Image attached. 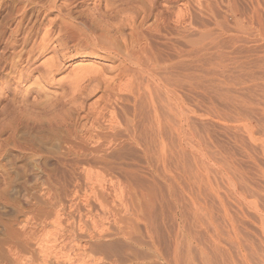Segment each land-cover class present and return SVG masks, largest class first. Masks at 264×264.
I'll list each match as a JSON object with an SVG mask.
<instances>
[{"label": "rangeland", "instance_id": "374dc122", "mask_svg": "<svg viewBox=\"0 0 264 264\" xmlns=\"http://www.w3.org/2000/svg\"><path fill=\"white\" fill-rule=\"evenodd\" d=\"M132 27L186 109L178 138L150 130L146 74L97 51L129 46ZM263 37L264 0H0V264H117L122 185L154 190L163 250L175 211L196 201L264 251Z\"/></svg>", "mask_w": 264, "mask_h": 264}, {"label": "bare ground", "instance_id": "6f19581e", "mask_svg": "<svg viewBox=\"0 0 264 264\" xmlns=\"http://www.w3.org/2000/svg\"><path fill=\"white\" fill-rule=\"evenodd\" d=\"M229 6H230V4H229ZM208 7H209V5H208ZM232 8H234L233 10H235V7H232ZM227 10H231V9H227V7H226V11ZM236 11L237 10H235V13H236ZM255 12H257V11H255ZM231 13H233V12H231ZM238 17H236V19ZM160 18H161V16H160ZM141 21H143V20H141ZM141 23L144 24L143 22H141ZM220 23L221 22H219V24ZM135 25H139V24L137 23ZM141 26H137V28L138 27L141 28ZM150 26L153 27V25H150ZM150 26L147 27V28H151ZM133 27H134V25H133ZM133 27H132L133 31L130 30V32H129V34L132 32L131 35L129 36L130 40L127 38L130 43L126 39V41L130 44V45L128 44L129 46L124 45V47L125 46L126 47L125 48L123 47L124 49H122V48H119V44L118 43H117L118 47H117V45L113 46L114 44L113 45L109 44V42H108V44H109L108 45L105 42L106 39H104V44H107V45L102 44L99 48H97V51H99L100 53H104L107 56H109L112 53L111 55L113 57L119 59L121 65L120 64H118V65H120V67L123 66V71L126 70V68L131 69L130 67H135L138 71H142L143 73L146 74L145 76L148 78L149 81L146 80V82L148 81L147 82L148 84L147 85L145 84L146 86L144 85L145 86L144 88H145L146 92L149 95V100H150V102L152 104V108H153L152 111H151V114H150V120L148 119V121L152 122L151 124H150V122L148 123V124H150V126H149L150 130H154V131L156 130L160 134H162V133L165 134V135L168 134V136H169V134L170 135H175L176 138H178V136L180 135L181 131L184 130V128H183V123H184L183 119L185 118V116H184V118H182L183 117L182 116L183 113H182L181 110L184 107L183 108L180 107L181 99L179 98V95L177 94L176 89H174L175 87L170 88V87L167 86L168 81H170L169 80L170 78L167 76L168 75V73H167L168 69L166 70V68H165L166 71L163 70L165 62L163 61V58L160 57L161 55H158L156 53L157 49L154 50L153 47L151 46L153 44L150 42L151 41L150 38H147V36H145V35H148V34L145 32L146 34L144 35V33L141 32L142 30L140 28L139 29L141 31L139 29L133 28ZM218 27H220V26L218 25ZM154 30H156V29H154ZM261 30L263 31V29H261ZM89 31H90V29H89ZM147 31H148V29H147ZM259 31H260V28H259ZM143 32H144V30H143ZM254 32H256V30ZM88 33H91V32H88ZM83 34H85V32ZM101 35L98 36V34H97L96 36H98L97 38H99V37H101ZM247 35H248V33H247ZM261 35H263V33ZM96 36H95V38H96ZM84 37H86V36H84ZM92 37H94V36H92ZM105 37H106V35H105ZM258 37H260V36H258ZM75 38L77 39L78 37L76 36ZM101 38H103V37H101ZM101 38H99V39L101 40ZM111 40H113V39H111ZM109 41H110V38H109ZM99 42H97V43H99ZM101 42H102V40H101ZM97 43L95 42L93 45H95V47H98V46H96V45H98ZM111 43H112V41H111ZM248 52L250 53V51H248ZM254 57H256V56H254ZM251 59H254L253 56H252ZM244 61H245V59H244ZM176 65H178V64H176ZM169 67H170V65H169ZM176 67H179V66H176ZM254 67H255V65H254ZM46 69L47 68H45L44 72H47ZM48 69H49V67H48ZM116 69H117V67H116ZM128 69L126 70L127 72H129ZM137 70H136V72H137ZM132 71L134 72L133 69H132ZM119 73H121V71ZM119 73H118V75H119ZM125 73L126 72L124 71L123 74H125ZM138 73L139 72H137V74ZM165 73H167V75ZM129 74H127V76ZM118 75L116 74V76H118ZM129 76L131 77V79L134 78L133 81H135V76L132 77L133 73H132V75H129ZM176 79H177V77L175 75V84H177V82H178V80H176ZM149 82L152 84L151 90L148 88L149 84H150ZM132 85H134V84H132ZM174 86H176V85H174ZM160 88H164L165 89V91L163 90L164 91L163 92V94H164L163 96L162 95L161 96L157 95V94L161 93V92H158V91H160ZM165 94H166V96H165ZM145 95H147V94H145ZM164 97H166V98L164 99ZM158 103H160V104H158ZM184 110H186V109L184 108ZM186 121H187V119H186ZM191 123L193 125V121H191ZM191 123L188 124V125H191ZM130 124H132V123H130ZM192 125H191V127H192ZM166 126H167V128H166ZM191 127H190V129H191ZM133 138L135 139V137H133ZM133 144L140 146V147L139 146L138 147L141 148V150H142L143 158L144 157L147 158V156L151 152V148H153L155 150L154 151L152 149L154 151V153H155V156H153V157L157 158V160L155 159L157 162H158V160H161L160 163L165 160L164 158H172L170 156L172 155V153H173V155L175 153V151H174V152L171 153V155H169V157H168V155L165 156V154H166L165 152L167 150H168V152L170 151L169 147H165L167 145L166 143H146V144L145 143H143V144L133 143ZM172 145H176V144L172 143ZM176 146H174V147L177 148ZM171 148H172V146H171ZM191 148H193V147H191ZM177 149H176V151H177ZM171 151H172V149H171ZM168 154H170V153H168ZM174 156H175L174 157V159H175L176 155H174ZM179 156H180V154H179ZM185 157H184V159H185ZM150 158H151V156H150ZM147 159H149V158H147ZM186 159H187V157H186ZM150 161H151V159H150ZM194 161H192V162H194ZM164 162H166V160ZM160 163H158V164H160ZM185 163H186V160H185ZM195 165H196V163H195ZM128 166L129 165H127V166H119V167H121L122 170H124L126 172L127 171L129 172L130 168ZM190 167H191V164H190ZM163 168L164 167L162 166V169ZM131 170H132V168L130 169V171ZM130 173H129V175H130ZM183 181H185V180H183ZM140 186H141V183H140ZM120 187L122 189H120L119 192L122 190V191L126 192L125 194L129 193V195H131V196H129L127 194L128 197H130V198L125 196L126 198L129 199V200L126 199L127 202H129L128 205H126L127 203L124 202L125 203L124 205L129 207L128 210H130V215H129L130 217H125V219H124V217L123 218L119 217V218H117V220H115V221H117L118 225L114 226L115 227V231L112 232L114 234L109 233L111 231H109V232L106 231L109 234H112L113 236L116 237V240L112 241L110 243V245H108V244L107 245H108V247H112L113 246V247L117 248V249L115 248L116 249L115 253H116V257H117L116 258V263L117 264H264V251H262V250L258 251L257 249L254 248V246H251V245L248 246V241L249 240L247 241L245 239V236H244L243 233L240 232V229H239V231L237 230V227H236L235 224H237L238 222L234 224V222H232L231 220H228V223L225 221L226 222V226L223 225V224H225V222L224 223L222 222L223 224L221 225L220 224L221 222L220 223L218 222L219 220L217 221L216 219H213V217H211V214H210L211 212L209 210H208L209 212H207V210H202L203 208L202 209L199 208L200 205L198 203L196 205L195 204L196 201L195 202L192 201V205L190 206V208H188V209L184 208L185 210L183 209L181 211V213H183V215H181L182 218H183L182 220H181V218L179 220V219H177L175 217V215L177 214L176 211H175L174 216H172L173 217V219H172V223H173L172 232L173 233L171 234L172 237H169V240L167 242L168 244L166 243L167 244L166 245L167 248L163 247L164 249H166V250H163L161 248L162 246L160 244L161 243V239H160V236H159V230H160L159 225L161 223L159 224V211H157V209L155 208L154 200L156 201V199H155L156 195L154 194L155 193L154 190L150 186L147 185L146 187L142 186L143 189H139L138 191H134V192L131 189H129V191L131 190L133 192V193H130V192H128V187L129 186L122 185ZM163 189H164V187H163ZM122 193L123 192H121V195H123ZM171 193H173V192H171ZM125 197H122V199L125 198ZM163 201H164V199H163ZM163 201H161V202H163ZM204 209H205V207H204ZM117 214H116V216H117ZM172 215H173V213H172ZM177 217H179V216H177ZM160 219H161V217H160ZM224 219H225V217H224ZM224 219L221 220V221H224ZM232 220H234V219H232ZM238 224H240V223H238ZM222 226H224L225 228L224 227L222 228ZM239 226H241V225H239ZM250 243H252V242L250 241Z\"/></svg>", "mask_w": 264, "mask_h": 264}]
</instances>
